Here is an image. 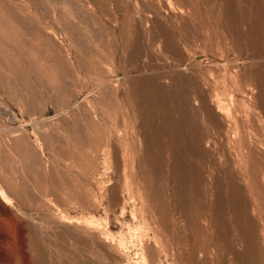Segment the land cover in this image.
I'll return each mask as SVG.
<instances>
[{
	"label": "rangeland",
	"instance_id": "obj_1",
	"mask_svg": "<svg viewBox=\"0 0 264 264\" xmlns=\"http://www.w3.org/2000/svg\"><path fill=\"white\" fill-rule=\"evenodd\" d=\"M7 1L0 0V264H69L74 261L70 252L84 244L81 254L91 264H180L170 245L156 243L160 226L141 180L136 156L141 130L123 95L127 80L154 68L184 71L185 63L196 70L213 69V77L205 74L211 78L210 93L218 81L221 86V105L210 101L223 126L218 141L230 154L237 153L238 144L231 147L227 140L235 141L238 123L237 135L246 144L253 140L248 145L255 146L258 160L264 158V50L227 34L223 13L228 0H186L191 34L176 53L183 54L184 64L168 57L174 52H167L163 41H154L147 33L151 24L142 21L151 19L154 6L164 15L179 16L182 0H130L143 33L139 44L130 47L120 37L121 16L112 18L93 0ZM232 1L238 17L242 12L252 17L257 4L264 6V0ZM134 53L139 54L135 61L130 60ZM105 92L120 102L114 104L117 108L101 103ZM87 116L107 120L100 138L87 134ZM262 186V191L254 189L251 205L264 264ZM143 244L151 246L147 254H142ZM211 256L208 264H217Z\"/></svg>",
	"mask_w": 264,
	"mask_h": 264
},
{
	"label": "bare ground",
	"instance_id": "obj_2",
	"mask_svg": "<svg viewBox=\"0 0 264 264\" xmlns=\"http://www.w3.org/2000/svg\"><path fill=\"white\" fill-rule=\"evenodd\" d=\"M93 1L97 8L109 14L112 18L119 19L121 16L123 25L120 30V37L124 40L126 47L139 44V37L143 34L142 28L138 25L139 22L135 23L134 11L133 13L131 11L133 6L129 2L130 0ZM228 1L227 11L223 13L224 17L227 18V34L229 33L228 35L232 37V40L233 38H235V41L245 38L246 43L254 42L257 50H264V8H262L264 6L259 7V4H257L258 8L255 9L256 12H254L255 10L252 11L254 12L252 17H248L246 12L240 13L238 17L239 9L236 8L238 10L237 15L233 5L235 1ZM256 1L259 3L258 0ZM172 2L171 4H174ZM3 3L8 5L7 0H3ZM222 3L221 6L223 7ZM226 3L228 4V2ZM112 4L115 5L114 10L111 7ZM251 5L252 2L250 7H252ZM170 6L174 7L173 5ZM177 7L181 12L179 16L164 15L159 12L157 6H154V9H149L151 19L142 17L144 19L142 21L151 24L147 33L154 41H163L166 51L169 53L174 52V54H167L168 57L170 58L173 55L177 63L184 64L183 54L176 53H179L178 46L181 42L189 41L190 32L188 33V27L186 28V19L190 14V10L187 1L184 3L183 0L182 2L179 1ZM236 7L238 6L236 5ZM144 8L146 10V6ZM12 9H14V6ZM140 11L143 12V9ZM0 20L2 21L1 14ZM241 41L243 40L241 39ZM238 42L240 43V41ZM239 48L237 50L240 52ZM98 57L100 58L99 55ZM138 57L139 54L134 53L130 55V60L135 61ZM250 58L254 57L251 55ZM260 65L264 68V63ZM97 67L99 66H95V69ZM95 69L94 71H97ZM145 69L143 67V70ZM154 69L130 77L127 80L128 89H125L123 95L129 101L139 119L142 139L140 150L134 152H137V160L141 167V180L153 209L156 211L160 226L158 232H161V239L156 240V243H160V247L170 245L173 250V257L180 264H208L211 254L215 255L216 259H214L217 260V264H263L260 259V234L258 235L256 230L257 225L253 216L255 208L254 205H251V197L254 195V189H261L259 186L261 187L264 184V158L260 156L261 158L257 160L255 146L248 145L251 139L246 144L247 140L245 139V142L244 138L237 135L240 132L238 130L239 126H237L238 123H235L236 127L233 131H235L236 137L239 138L235 137V141L232 140L234 141L232 142V138L228 139L227 137V142L233 143L232 145L229 143V146H234L235 142L238 144V151H236L237 149L233 151L237 152L234 154L235 156L230 154L231 151L224 148L226 145L223 147L219 142L220 140L218 141L223 132V126L218 115L219 109L213 108L210 101H217L218 106H220L223 98L220 92L221 86L219 89L217 86L219 81L215 80L217 87L215 86L213 93L208 91L209 78L213 77L210 73L214 72L213 69L206 68L210 77L205 74L207 73L206 70H196L192 65H186V63L181 69L184 71L180 72H174L175 70L172 69H166L165 71H158L159 68L158 70ZM221 81L224 83L226 80L222 79ZM117 101L108 92L102 95L101 103L105 106L112 105L116 107L114 104ZM109 108L112 109V107ZM116 108H113V111ZM111 109L107 110L111 112ZM105 113L107 112L105 111ZM228 115L231 116L230 112ZM104 118L101 121H96L91 116H87L85 120L87 134L93 138H100L101 132L105 128V126L102 128L101 125L106 124L107 121ZM232 118H235V115ZM234 122H237V120ZM225 129L228 130L226 127ZM227 132H224V134H227ZM257 135L259 134L257 133ZM259 152L261 154L262 151ZM259 152L257 151L258 154ZM262 193L264 195V192ZM261 210H264V208ZM32 243L34 245V242ZM38 244L37 247L40 246ZM79 245L81 244L79 243ZM83 247L79 246L81 249L70 252L74 255V261L69 264H91V260L84 259L85 257L81 254L85 250ZM143 248L144 252L142 251V254H147L151 250L150 245L143 244ZM166 250L169 254L168 249ZM60 254L58 255L60 256ZM63 257H59V261Z\"/></svg>",
	"mask_w": 264,
	"mask_h": 264
}]
</instances>
